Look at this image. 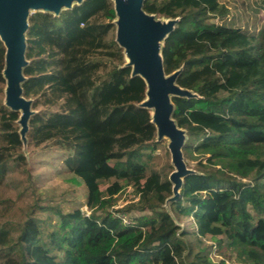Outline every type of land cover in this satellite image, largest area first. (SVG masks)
Here are the masks:
<instances>
[{
    "label": "trees",
    "instance_id": "obj_1",
    "mask_svg": "<svg viewBox=\"0 0 264 264\" xmlns=\"http://www.w3.org/2000/svg\"><path fill=\"white\" fill-rule=\"evenodd\" d=\"M239 3L142 0L146 14L176 20L160 43L161 62L192 94L170 97L171 119L184 131L181 152L197 165L171 212L163 205L172 182L147 174L157 127L141 106L146 81L132 74L115 40L113 0L28 15L21 94L32 108L57 107L28 118L30 137L35 146L52 141L68 151L63 178L85 186L88 212L56 210L46 233L40 218L27 217L0 264H220L211 250L193 253L205 238L214 239L217 253L225 248L242 264H264V22L235 16ZM260 5L264 10V0ZM4 57L0 40V94ZM19 115L0 106V182L21 145ZM125 186L137 200L111 209ZM132 210L144 214L127 216ZM178 217H192L194 229ZM9 236L0 227V245Z\"/></svg>",
    "mask_w": 264,
    "mask_h": 264
},
{
    "label": "rangeland",
    "instance_id": "obj_2",
    "mask_svg": "<svg viewBox=\"0 0 264 264\" xmlns=\"http://www.w3.org/2000/svg\"><path fill=\"white\" fill-rule=\"evenodd\" d=\"M240 1V0H239ZM244 5L239 8L237 13L232 9L234 15L243 14L249 17V23L251 20H256L257 26L264 22V10L260 5L261 0H242ZM77 0H73L72 4H75ZM37 6L27 5L26 9L28 13L35 11ZM63 6L61 10H63ZM28 14V15H29ZM235 15V16H236ZM153 22L163 24L167 23L171 18H166L161 15H151ZM117 23L115 21V38H116ZM126 62L129 63L128 57ZM171 95H169V98ZM26 99V98H25ZM6 95L4 92L0 94V106L3 105L9 109V106L5 104ZM29 101L30 116L34 113H50L56 110V106H42L39 105L36 108L31 107L32 99H26ZM12 110V109H11ZM152 111V110H151ZM19 118L16 121L18 132L21 139V145L16 150L15 157L8 162V172L3 180L0 182V227L9 230V242L0 245V252L2 249H8L11 240H13L18 234L20 224L27 219V217H38L41 219V223L44 232L50 230V225L56 221L55 211L69 212L79 208L82 212L87 213L86 208V188L84 185H73L66 182L63 176L66 174V166L64 159L68 155V151L59 148L52 141H46L45 143L35 146L32 143L28 120L26 124H22L20 116L22 110L19 109ZM29 116V117H30ZM170 138L167 135L161 137L156 135L154 141L149 143L150 147L155 149L147 150L150 157H145L147 160V174L151 171H157L161 175H166L171 178V175L178 171V167L171 159V153L169 151ZM18 154L23 156L18 158ZM182 154V152H181ZM182 160L188 172L195 171L196 162L187 160L182 154ZM179 177H177L178 179ZM171 180L172 187L176 184V180ZM102 188L104 185L101 186ZM179 190L176 189V193ZM176 193L172 191V195L166 200L163 208L170 210V205L175 201ZM116 201L111 209L125 206L132 200H137V196L131 186H125L118 194L115 195ZM127 216L133 218L144 214L132 210L127 213ZM175 221L180 224L181 227L187 230H193L195 225L192 217H178ZM45 232V233H46ZM186 240L193 241V236H187ZM215 241L212 238L202 239L201 242H195L193 245V253L200 250L209 253L210 260L213 262H219L220 264H242L237 259L234 253L229 250H222L220 253L216 252ZM6 254V253H5ZM12 254V252H9ZM6 256V255H5ZM1 259V257H0Z\"/></svg>",
    "mask_w": 264,
    "mask_h": 264
},
{
    "label": "water",
    "instance_id": "obj_3",
    "mask_svg": "<svg viewBox=\"0 0 264 264\" xmlns=\"http://www.w3.org/2000/svg\"><path fill=\"white\" fill-rule=\"evenodd\" d=\"M73 0H0V40L5 47V66L3 75L5 84V104L12 110H22L20 121L26 124L30 116L29 101L21 94L20 82L23 80L21 68L26 64L24 58L25 36L27 29V5L58 14L60 9L71 7ZM81 0H77L79 3ZM117 16V43L124 49L132 66V74L140 75L147 84L146 100L141 103L152 110V122L157 127V136L167 135L171 159L178 171L169 180H176L172 191L181 187L187 171L182 160L181 147L184 131L171 119L172 104L169 95L191 96L186 89L175 84L177 72L166 75L160 57V43L172 29L175 19L167 23L153 22L151 15L142 10V0H113ZM178 198V193H176Z\"/></svg>",
    "mask_w": 264,
    "mask_h": 264
},
{
    "label": "built area",
    "instance_id": "obj_4",
    "mask_svg": "<svg viewBox=\"0 0 264 264\" xmlns=\"http://www.w3.org/2000/svg\"><path fill=\"white\" fill-rule=\"evenodd\" d=\"M122 220L123 222H127L126 218L125 217H122Z\"/></svg>",
    "mask_w": 264,
    "mask_h": 264
}]
</instances>
